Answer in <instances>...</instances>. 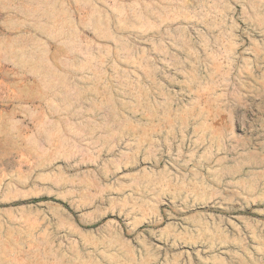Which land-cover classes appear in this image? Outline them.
I'll use <instances>...</instances> for the list:
<instances>
[{"label":"rangeland","instance_id":"374dc122","mask_svg":"<svg viewBox=\"0 0 264 264\" xmlns=\"http://www.w3.org/2000/svg\"><path fill=\"white\" fill-rule=\"evenodd\" d=\"M0 264H264V0H0Z\"/></svg>","mask_w":264,"mask_h":264}]
</instances>
